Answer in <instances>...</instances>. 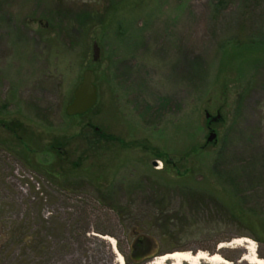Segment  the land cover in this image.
Returning a JSON list of instances; mask_svg holds the SVG:
<instances>
[{
  "label": "rangeland",
  "instance_id": "obj_1",
  "mask_svg": "<svg viewBox=\"0 0 264 264\" xmlns=\"http://www.w3.org/2000/svg\"><path fill=\"white\" fill-rule=\"evenodd\" d=\"M62 1L66 18L51 15L53 0H0V141L20 125L39 168L0 143V264H152L175 250L264 259V216L215 235L248 238L252 251L216 249L162 236L148 201L184 186L264 215V0ZM86 68L96 103L67 115ZM86 228L107 234L71 239Z\"/></svg>",
  "mask_w": 264,
  "mask_h": 264
},
{
  "label": "trees",
  "instance_id": "obj_2",
  "mask_svg": "<svg viewBox=\"0 0 264 264\" xmlns=\"http://www.w3.org/2000/svg\"><path fill=\"white\" fill-rule=\"evenodd\" d=\"M53 1L56 6L50 11L52 16H54L55 18H59V16L66 18L71 14V9H67L66 6H62V11H57V8L60 5H64V2L62 0ZM58 18L57 21L59 22ZM250 43L252 42L250 41ZM259 57L260 56H256V60ZM259 59L263 60L261 57ZM92 107L90 109H92ZM89 110H87L86 112H88ZM86 112L82 114H85ZM17 126L19 128L21 127L20 125H16L13 123V126L8 128L10 132L9 140L5 139L4 141H0V143H5V145L15 154H21L27 161V164L39 169L37 167V164H32L29 161V156L27 155V153H24V149H26L27 147H19L23 143V138L19 135H15V133L19 129H17ZM41 169L47 175L52 176V174L54 173L52 169H55V166L52 164L44 165L41 166ZM163 169L166 170V167ZM53 175L57 176L55 174ZM228 184L229 186H231L232 190H234V188L236 187V183L234 181H229ZM162 187L164 189L163 192L149 196L148 201L152 205L151 213L153 222L157 225L160 234L166 238L182 239L201 236L205 240H212L214 242L216 241L220 243L223 242V240L227 239L223 237L215 238L217 231L219 230V228H221V224L224 223L228 225L231 223L241 222L251 223L254 221V219H258L260 216H264L261 214L259 215L258 212H255L253 210H245L244 207H240L238 209L237 206L241 205L243 202V200H241V197L234 200V202H236L238 205H236L233 200H230L231 203L230 205H228L224 203L220 198H218L215 194L206 190H197L196 188H188L184 186H180L178 187V189L170 187L169 185H162ZM172 191H175L179 198L178 205L176 206L170 205V192ZM111 200V193L107 194V196L102 199L103 203L107 202V204H109V208H112L110 204ZM198 215L204 217H200L198 219ZM207 215L210 217L205 219ZM66 227H64L63 225L64 233H66L67 231ZM92 231L95 232V234H89L90 231L87 228L83 231L74 229L70 231L73 233L71 239L77 238L78 236L87 237V235H91V237L96 238L99 237L98 234H107L106 231L98 229H93ZM151 236V231L147 230L143 232V236L140 240L145 244L147 242V238ZM70 244L71 243H68V246H70ZM29 246L31 245L24 243L22 245V248L29 249L31 248ZM138 255L139 252L137 253V255H135V257H138Z\"/></svg>",
  "mask_w": 264,
  "mask_h": 264
},
{
  "label": "bare ground",
  "instance_id": "obj_3",
  "mask_svg": "<svg viewBox=\"0 0 264 264\" xmlns=\"http://www.w3.org/2000/svg\"><path fill=\"white\" fill-rule=\"evenodd\" d=\"M104 239L108 240L111 244L114 243L113 239L107 236H103ZM244 246L245 249L253 250L254 244L253 241L248 238H234L232 241L227 243H220L219 248L224 246ZM117 261L119 264H123V258L120 254H117ZM165 260H169L170 264H182L186 262L187 264H199L201 261H205L207 264H231L228 259H225L219 253H214L209 256L205 251H199L195 256H192L187 251H176L173 253H168L165 255H160L156 257L152 264H164ZM242 260H246V262H250L252 264H264V259L255 255V253L251 252L250 255H244Z\"/></svg>",
  "mask_w": 264,
  "mask_h": 264
},
{
  "label": "water",
  "instance_id": "obj_4",
  "mask_svg": "<svg viewBox=\"0 0 264 264\" xmlns=\"http://www.w3.org/2000/svg\"><path fill=\"white\" fill-rule=\"evenodd\" d=\"M99 57V47L94 42L92 44V60L95 61ZM97 100V88L95 86V74L92 69L86 68L82 73L81 81L77 84L73 91V97L69 104L65 107V112L67 115H78L89 110ZM208 116V114H206ZM215 134L213 132L209 133L207 137V142L214 138ZM102 237V236H101ZM220 243L217 244L216 249H220ZM189 252L192 256H195L198 250H184ZM175 251L165 252L162 255L173 253ZM182 252V251H180ZM209 256L216 252H206ZM165 264H170L169 260H165Z\"/></svg>",
  "mask_w": 264,
  "mask_h": 264
}]
</instances>
